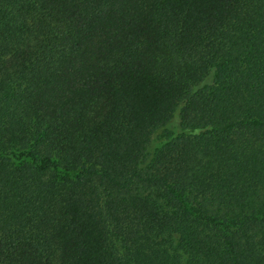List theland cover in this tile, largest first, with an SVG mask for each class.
I'll return each mask as SVG.
<instances>
[{
  "label": "trees",
  "instance_id": "obj_1",
  "mask_svg": "<svg viewBox=\"0 0 264 264\" xmlns=\"http://www.w3.org/2000/svg\"><path fill=\"white\" fill-rule=\"evenodd\" d=\"M0 264H264V0H0Z\"/></svg>",
  "mask_w": 264,
  "mask_h": 264
},
{
  "label": "rangeland",
  "instance_id": "obj_2",
  "mask_svg": "<svg viewBox=\"0 0 264 264\" xmlns=\"http://www.w3.org/2000/svg\"><path fill=\"white\" fill-rule=\"evenodd\" d=\"M178 112L179 107L173 112L170 120L166 124L153 131L150 144L146 149V158L144 160L145 164L150 161L155 148L165 141L169 135H176L181 132Z\"/></svg>",
  "mask_w": 264,
  "mask_h": 264
}]
</instances>
